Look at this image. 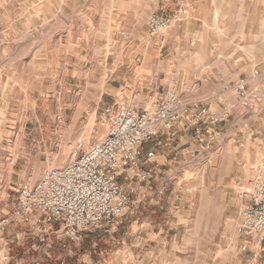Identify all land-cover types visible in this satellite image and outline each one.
<instances>
[{
  "label": "rangeland",
  "instance_id": "374dc122",
  "mask_svg": "<svg viewBox=\"0 0 264 264\" xmlns=\"http://www.w3.org/2000/svg\"><path fill=\"white\" fill-rule=\"evenodd\" d=\"M157 3L0 0V264L255 263L237 241L238 192L264 161V134L253 133L259 122L264 126V27H258L264 0H249L245 10L238 9L241 0H216L221 9L206 17L211 30L218 24L228 60L238 48L237 58L251 62L237 71L250 76L248 97L234 90L230 105L242 113L231 119V130L243 128L238 135L174 178L163 175L143 186L139 198L148 202L133 204L114 225L85 232L69 250L53 248L60 240L46 230L57 226L37 214L29 223H3L21 185L39 182L49 167L64 168L79 142L89 146L104 136L96 112L113 102L127 65L138 61ZM168 198H187L180 220L159 215ZM153 211L156 219L148 220ZM48 236L52 247L42 241Z\"/></svg>",
  "mask_w": 264,
  "mask_h": 264
},
{
  "label": "built area",
  "instance_id": "2783aa9c",
  "mask_svg": "<svg viewBox=\"0 0 264 264\" xmlns=\"http://www.w3.org/2000/svg\"><path fill=\"white\" fill-rule=\"evenodd\" d=\"M194 9L192 2L181 0L174 11L153 14L148 20L149 35L164 39ZM234 89L246 99L248 79L241 78ZM229 117L228 109L217 114L207 105L188 104L174 91L147 108L128 101L107 107L98 113L104 136L89 146L79 142L64 168L49 167L39 182L21 185L12 214L3 223H29L37 214L45 223L57 226L47 229L46 235H56L62 250H69L71 244L82 241L85 232L114 225L130 210L139 188L122 184L121 178L128 170H134L141 182L150 178L140 168L144 143L178 126L195 129L199 139L207 131L219 137L221 124ZM238 195L244 201L237 231L239 249L257 262L264 253V161L248 188ZM49 236L42 241L52 247Z\"/></svg>",
  "mask_w": 264,
  "mask_h": 264
},
{
  "label": "crops",
  "instance_id": "0c3cea01",
  "mask_svg": "<svg viewBox=\"0 0 264 264\" xmlns=\"http://www.w3.org/2000/svg\"><path fill=\"white\" fill-rule=\"evenodd\" d=\"M189 1L195 5L192 13L177 22L164 39H160L149 35V18L153 14L174 11L181 0H158L157 6L148 17L145 36L138 45V61L135 65H127L125 77L120 78L121 84L114 87L118 92H113V102L99 108L96 115L120 101L137 102L141 107L147 108L149 105H155L159 97L174 91L188 104L198 107L207 105L214 113L222 114L228 109L230 117L221 124L222 135L219 137L212 131H207L203 138L199 139L196 137L195 129L178 126L169 134H159L144 143L141 148L140 168L150 178L141 182V178L137 177L134 170H128L121 178L122 184L138 186V194L133 197V204L137 207L151 199L139 198L143 193V186H148L152 180H158L163 175L174 178V174L192 166L200 156L207 157L214 150H218L226 138L236 136L243 130L240 126L231 130V119L234 121L242 113L240 108L230 105L235 103L234 85L241 78L248 79L249 91L251 90L249 74L237 72L243 68H250L251 62L237 58L238 48L231 54L235 59L229 61L227 58L229 54L225 51L226 45L218 33V24L215 23L211 30L206 17L207 12L221 9L215 3L216 0ZM241 1L243 6L241 8L239 6L238 9L245 10L249 0ZM248 9L253 8L250 6ZM258 27H264V20L258 22ZM262 33L264 35V31ZM120 34L125 35L124 32ZM164 55L169 58L163 59ZM116 69L114 68V73ZM263 131L264 126L259 122L253 133L263 136ZM238 200H241L243 205L244 201L239 197ZM164 202L168 206L166 209L159 207V215L178 220L184 216L187 198H168ZM157 203H160V200ZM155 213L157 212L153 211L147 219L155 220ZM152 221L147 226L151 227ZM237 241L239 244L238 236ZM254 264H264V253Z\"/></svg>",
  "mask_w": 264,
  "mask_h": 264
},
{
  "label": "trees",
  "instance_id": "16d2710c",
  "mask_svg": "<svg viewBox=\"0 0 264 264\" xmlns=\"http://www.w3.org/2000/svg\"><path fill=\"white\" fill-rule=\"evenodd\" d=\"M60 247H61V242L60 241H56L55 243H54V249H57V248H59L60 249Z\"/></svg>",
  "mask_w": 264,
  "mask_h": 264
}]
</instances>
